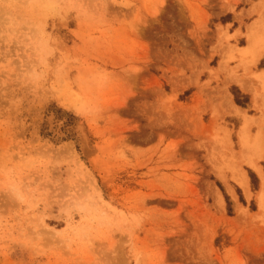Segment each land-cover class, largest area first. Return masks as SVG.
<instances>
[{"label": "rangeland", "instance_id": "rangeland-1", "mask_svg": "<svg viewBox=\"0 0 264 264\" xmlns=\"http://www.w3.org/2000/svg\"><path fill=\"white\" fill-rule=\"evenodd\" d=\"M254 24L264 0H0V264H264Z\"/></svg>", "mask_w": 264, "mask_h": 264}, {"label": "bare ground", "instance_id": "bare-ground-1", "mask_svg": "<svg viewBox=\"0 0 264 264\" xmlns=\"http://www.w3.org/2000/svg\"><path fill=\"white\" fill-rule=\"evenodd\" d=\"M256 24L252 25L251 26L252 28L250 27L251 29L248 32L249 35H247L248 36V45L243 48L245 52H246V50H248L252 54H254L255 59H257L259 56H261L264 53V33H262L261 31H258V29L260 27L259 28H257V27L260 26L261 24H259L258 26H256ZM260 29L262 30V28H260ZM233 107H235L236 111H238V112L240 111V109L237 106L234 105ZM251 163H254V162H251ZM254 167L256 168V170L259 172V174L264 179V174L262 173L261 168L258 165L254 166ZM239 176L240 177L236 178V179L238 180L239 184L243 187L246 194L248 196H250L248 176L245 173H243L242 175L240 173ZM259 207L261 210L264 209V185H263L262 191H261L260 196H259Z\"/></svg>", "mask_w": 264, "mask_h": 264}, {"label": "crops", "instance_id": "crops-1", "mask_svg": "<svg viewBox=\"0 0 264 264\" xmlns=\"http://www.w3.org/2000/svg\"><path fill=\"white\" fill-rule=\"evenodd\" d=\"M264 55V53L261 55V56H259L258 58H260V57H262ZM264 71V70H263ZM235 104H233V106H234ZM236 106V105H235ZM238 107V106H237ZM239 108V107H238ZM234 109H235V107H234ZM240 109V108H239Z\"/></svg>", "mask_w": 264, "mask_h": 264}, {"label": "trees", "instance_id": "trees-1", "mask_svg": "<svg viewBox=\"0 0 264 264\" xmlns=\"http://www.w3.org/2000/svg\"><path fill=\"white\" fill-rule=\"evenodd\" d=\"M237 103L243 104L238 98H236Z\"/></svg>", "mask_w": 264, "mask_h": 264}]
</instances>
